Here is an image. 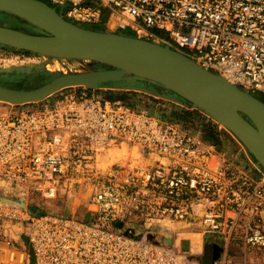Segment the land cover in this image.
Instances as JSON below:
<instances>
[{"label": "built area", "instance_id": "2783aa9c", "mask_svg": "<svg viewBox=\"0 0 264 264\" xmlns=\"http://www.w3.org/2000/svg\"><path fill=\"white\" fill-rule=\"evenodd\" d=\"M48 1L68 20L114 21L264 96V0ZM9 106L0 109V192L53 200L80 185L95 209L33 216L0 199V264H206L177 249L183 235L220 247L238 235L264 252V172L201 131L85 87ZM111 148L126 156L109 163Z\"/></svg>", "mask_w": 264, "mask_h": 264}, {"label": "water", "instance_id": "95a60500", "mask_svg": "<svg viewBox=\"0 0 264 264\" xmlns=\"http://www.w3.org/2000/svg\"><path fill=\"white\" fill-rule=\"evenodd\" d=\"M0 11L23 19L33 28V32H27L0 24V46L99 64L95 70L76 73L53 72L42 64L0 69L2 77L48 75L45 82L33 88L0 84V102H39L70 87L98 89L112 85L116 89L143 91L185 103L222 123L264 170V101L258 95L231 84L167 44L124 32L87 28L66 19L43 0H0ZM42 18L48 25L41 22ZM0 199L12 201L3 196ZM165 243L171 246V234H166ZM213 248L218 258L219 246Z\"/></svg>", "mask_w": 264, "mask_h": 264}, {"label": "rangeland", "instance_id": "374dc122", "mask_svg": "<svg viewBox=\"0 0 264 264\" xmlns=\"http://www.w3.org/2000/svg\"><path fill=\"white\" fill-rule=\"evenodd\" d=\"M44 2L49 3L48 0H43ZM0 24H7L13 28L21 29L26 28L27 32H33V28L26 21L20 20L18 18L11 17L2 11H0ZM80 25L86 23H79ZM114 21H111L108 26H103L104 30L112 31V32H124L126 29H122L114 26ZM24 29V31H26ZM159 35H164L162 32H158ZM138 35V34H137ZM148 39L146 36L142 37ZM31 64H42L45 66L46 70H50L53 72H61V73H76V72H85L90 70H95L99 64L94 63L90 60L84 59H67V58H59L47 55H38L35 53H27L23 50H15L13 48L0 46V69L10 68L14 66H26ZM48 79V75L46 73L34 74L32 76H9L2 77L0 76V84H6L13 87H25V88H33L37 85L45 82ZM147 87H154L160 92L163 91L161 87H155L150 83L144 84ZM102 86L98 89H92L94 93L101 95L103 97H110L115 94V90L122 91H136V90H126V89H116L113 88L112 85ZM72 88V87H71ZM65 88L56 92L55 94L49 96L46 99H54L59 96L61 93L66 92L68 89ZM137 94H130L123 99H116L124 102L130 106H139V107H148L153 113L160 115L163 119L167 120H175L173 118H169V113L171 109L174 107L178 109H182L185 107H190L185 103H180L176 101L167 100L165 98L151 95L149 93L143 91H136ZM116 96V95H115ZM263 96V95H258ZM152 97H155L153 99ZM264 97V96H263ZM45 100V99H44ZM8 105L9 103L0 102V106ZM173 107V108H171ZM191 108V107H190ZM0 109L4 110L6 108L0 107ZM168 111V113H166ZM204 114V113H203ZM207 115H197L194 120H185L180 121L185 127L191 128L192 130L201 131L206 139H213L218 144V148L220 150H224L229 155L233 157H238L239 160L245 161L248 163L251 168L258 167L262 172L264 170L257 164V161L250 154V152L244 147V145L222 124L217 123L213 119L210 121L207 119ZM210 118V117H209ZM211 119V118H210ZM177 121V120H176ZM210 128V129H208ZM216 134V135H212ZM124 150L126 147L124 146ZM123 153V154H121ZM126 152H120L117 148H111L109 150V154L113 157L109 163H112L116 160L118 154L124 155ZM126 155H124L125 157ZM259 174H262L258 172ZM76 195L68 198L67 196L61 195L57 199L47 200L40 197L38 194H31L28 200L20 197L17 194L3 193L0 192V196L7 197L12 200V202H16L19 204L23 203L24 207H36L39 210H29V212L33 216H40L44 213H57L61 215H71L74 214L78 217L88 218L91 211L95 209V206L89 204L88 194L82 189V186L75 185ZM238 235L234 236V239L228 244V246L220 247V255L218 258L215 257L216 250L212 249L211 244L215 241L214 238L210 236H192V235H183L177 237L179 245L177 249L182 252H187L191 254L193 257L198 258L202 262H215L218 264H264V252H261L257 249L251 248L247 246L244 241H241L237 238ZM202 238V239H200ZM202 240V245L205 242V247L201 248L200 252H195L200 247V241ZM25 246H29L27 237L24 235L20 238V243ZM201 245V246H202ZM217 245V244H216ZM196 247V248H195ZM211 247V248H210Z\"/></svg>", "mask_w": 264, "mask_h": 264}, {"label": "trees", "instance_id": "16d2710c", "mask_svg": "<svg viewBox=\"0 0 264 264\" xmlns=\"http://www.w3.org/2000/svg\"><path fill=\"white\" fill-rule=\"evenodd\" d=\"M16 18H18L20 20H23V19H21L19 17H16ZM70 21H72V20H70ZM83 26H85L87 28H92V29L104 30V27L102 25L83 24ZM124 33L129 34V35H133V36H137V34L133 30H131V29H126L124 31ZM25 52L31 53L29 51H25ZM108 86H110V85H108ZM114 92H115V94L113 96L111 95L109 97L112 100H116V99H119V98L120 99H123V98L127 97L130 94H137L136 91L115 90ZM152 98L155 99V97H152ZM259 99H261L262 101H264V97L263 96H259ZM171 108H173V107H171ZM166 113H168V111H166ZM198 114L199 115H204L203 112L199 111L198 109L192 108V107L191 108L190 107H185V108H182V109H178V108L174 107L173 109H171V112L169 113V118L170 119L173 118V119H175L177 121L194 120V118ZM207 119L210 120V121L212 120L209 117H207ZM208 129H210V128H208ZM212 135L214 136L216 134H212ZM209 139H210V137H209ZM212 249H214L213 248V245H212Z\"/></svg>", "mask_w": 264, "mask_h": 264}, {"label": "crops", "instance_id": "0c3cea01", "mask_svg": "<svg viewBox=\"0 0 264 264\" xmlns=\"http://www.w3.org/2000/svg\"><path fill=\"white\" fill-rule=\"evenodd\" d=\"M6 85V84H5ZM7 86H9V87H13V86H10V85H7ZM13 88H25V87H13ZM0 107H3V108H8V105H2V106H0ZM213 245H216L215 243H212ZM203 247H205V242L203 243V245L201 246L200 245V248L198 249V250H196L195 252H200L201 251V248H203ZM204 263H206V264H212V263H210V262H204Z\"/></svg>", "mask_w": 264, "mask_h": 264}, {"label": "bare ground", "instance_id": "6f19581e", "mask_svg": "<svg viewBox=\"0 0 264 264\" xmlns=\"http://www.w3.org/2000/svg\"><path fill=\"white\" fill-rule=\"evenodd\" d=\"M41 22L44 24V25H48V23L46 22V20H44L43 18L41 19ZM146 39V38H145ZM149 40V39H148ZM45 55V54H43ZM197 62V61H196ZM198 63V62H197ZM215 73V72H214ZM224 79H226L224 76H222ZM232 84V83H231ZM238 87V86H237ZM246 91V90H245ZM14 105V103H11ZM222 124V123H221ZM223 125V124H222ZM110 150V149H109ZM189 236V235H188ZM192 236H201V235H192ZM201 239V238H200ZM200 241V245L202 243V240H199ZM196 248V247H195ZM200 248V247H199Z\"/></svg>", "mask_w": 264, "mask_h": 264}, {"label": "flooded vegetation", "instance_id": "af4514ba", "mask_svg": "<svg viewBox=\"0 0 264 264\" xmlns=\"http://www.w3.org/2000/svg\"><path fill=\"white\" fill-rule=\"evenodd\" d=\"M22 29L24 30V29H26V28L24 27V28H22ZM26 31H29V30L26 29Z\"/></svg>", "mask_w": 264, "mask_h": 264}]
</instances>
